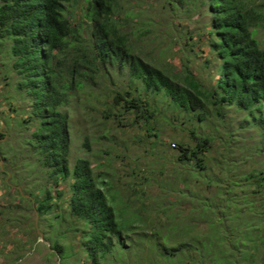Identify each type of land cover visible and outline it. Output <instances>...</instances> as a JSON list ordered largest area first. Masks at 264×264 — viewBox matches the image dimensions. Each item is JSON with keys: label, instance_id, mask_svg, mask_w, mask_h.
<instances>
[{"label": "rangeland", "instance_id": "374dc122", "mask_svg": "<svg viewBox=\"0 0 264 264\" xmlns=\"http://www.w3.org/2000/svg\"><path fill=\"white\" fill-rule=\"evenodd\" d=\"M118 2L122 30L146 62L174 72L188 67L205 84L212 82L217 62L206 66L208 49L198 46L209 21L203 9L190 0ZM64 3L87 23L88 0ZM260 40L264 45V33ZM9 58V45L0 42V264H59L45 234L55 236L61 227L37 220L33 203L19 198L18 189L28 198L26 189L36 191L48 175L29 147L27 103L18 96ZM96 80L64 107L69 160L73 165L88 158L96 172L109 175L113 189L129 201L130 214L141 221L130 244L144 246L132 254L119 250L102 264H264V181L258 186L252 176L264 170V108L248 116L234 105H209L200 111L201 120L199 112H181L159 94L144 95L153 103L159 99L149 130L144 119L136 121L115 102L118 91L127 98V91L132 97L139 92L128 73L110 65ZM106 110L113 113L107 117ZM192 131L212 138L204 167L180 159L181 144H195ZM77 233L69 230L63 243L70 245L69 236ZM67 263L91 264L80 250Z\"/></svg>", "mask_w": 264, "mask_h": 264}, {"label": "trees", "instance_id": "16d2710c", "mask_svg": "<svg viewBox=\"0 0 264 264\" xmlns=\"http://www.w3.org/2000/svg\"><path fill=\"white\" fill-rule=\"evenodd\" d=\"M64 1L0 0V42L9 45L15 87L27 103V117L23 118L31 130L27 141L48 175L47 182L36 191L26 189L28 198L18 189L19 198L33 203L40 222L47 220L49 227H61L55 236L45 234L60 257L59 264H68L67 259L78 250L91 264H102L119 250L132 254L144 247L130 244V236L140 229L141 221L130 214L129 201L113 189L109 175L96 172L90 159L81 157L71 165L69 114L64 107L89 89L98 75L107 74L112 65L128 73L139 91L136 97L127 91L129 98L116 92V104L133 113L136 121L144 119L149 130H153L159 100L153 103L144 97L151 94L168 99L181 112H199L201 120L200 111L209 105L218 109L234 105L248 116H256L264 108V45L260 40L264 3L190 0L209 17L208 25L200 31L203 38L198 46L205 44L208 49L206 66L217 64L215 74H210L212 82L205 84L188 67L174 72L169 66L152 65L137 54L135 44L122 30L118 0H88L87 23L76 19ZM130 15L127 11L126 17ZM105 113L109 117L113 112ZM192 134L195 144H181L180 159L195 160L204 167L212 138L194 131ZM0 136L4 137L2 130ZM252 176L258 178L260 186L264 170ZM69 230L78 233L69 236L71 244L65 245L62 238ZM201 249L197 245V250Z\"/></svg>", "mask_w": 264, "mask_h": 264}, {"label": "water", "instance_id": "95a60500", "mask_svg": "<svg viewBox=\"0 0 264 264\" xmlns=\"http://www.w3.org/2000/svg\"><path fill=\"white\" fill-rule=\"evenodd\" d=\"M37 220H38V214H37ZM40 232H41V231H40ZM41 234H42V232H41ZM45 242L49 243V241H46V240H45Z\"/></svg>", "mask_w": 264, "mask_h": 264}]
</instances>
